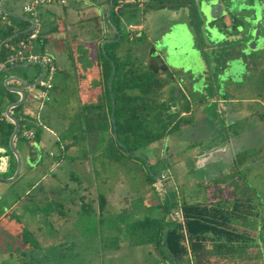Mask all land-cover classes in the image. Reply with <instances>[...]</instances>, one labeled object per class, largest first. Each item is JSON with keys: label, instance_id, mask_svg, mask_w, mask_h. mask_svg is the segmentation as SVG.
<instances>
[{"label": "rangeland", "instance_id": "obj_1", "mask_svg": "<svg viewBox=\"0 0 264 264\" xmlns=\"http://www.w3.org/2000/svg\"><path fill=\"white\" fill-rule=\"evenodd\" d=\"M127 1L132 2V0ZM137 1L140 2V0H133V2ZM164 1L168 2L170 0ZM192 1L195 3V0ZM241 1L246 4V6H242V17L249 14L251 8L254 7L261 11L263 24L259 26L256 23L255 27L256 33L260 30L264 33V0ZM129 8L130 6H127V10L124 12L128 13ZM243 9L248 11L243 12ZM116 11L117 9L114 8L110 17L107 15L106 19L110 24L113 23L112 18L115 19ZM145 18H147L149 27H152L150 29L151 35L157 38L163 30L158 26L159 17H151L147 14ZM238 21L239 19H237ZM126 22L125 26H128L130 22L136 21L133 15H128ZM125 26H122V29ZM158 31H161V33ZM132 34L135 33L133 32ZM121 45L123 48V44ZM149 45L150 43L146 39L145 34L129 42L127 45L128 49H124L126 53L124 59L112 57L116 61L118 70L114 89L111 78L108 86L111 95L113 93L114 98H117L115 100H117L118 107H120L121 102V90L117 84L118 78L129 81L133 78L135 70H142L139 72L141 76H138L139 79L136 80L141 81L144 86L149 83L150 74L141 66V61L146 58ZM172 46L177 47L178 44L175 43ZM199 47L195 48L193 39L188 36L180 40L178 51H171L169 58L171 62L172 58L181 62L183 61L182 58H177L187 53L193 56L192 58L197 63V71L205 74L204 82L206 81L207 84L203 86L204 91L201 97L197 98L195 96L193 100H204L201 112L206 113L208 117L203 123L209 125L210 121L215 120L212 134L216 135L211 138L206 137L211 133L204 132L202 134L200 132L203 136L201 140L202 143L204 142L203 146L207 149H212L214 146L222 144L220 141H229L231 129L228 128L227 121L231 117V109H247L249 111L248 117L240 119L238 123L242 133L234 134L240 135L239 143L244 145L247 150L257 152L254 156L255 159L250 158L247 160V153L238 160L240 164H244L243 169L237 168L226 174V177L223 178L224 180L226 179L225 182L217 180L216 178L219 176L210 172L216 168L208 172V170L196 164L191 156L185 154H189L188 149H181L183 147L181 141L190 140L188 133H182V131L181 133L179 131L178 133L170 132V129L172 128L173 130L174 128V125L172 127L173 119L167 120L162 115L164 109L157 111L154 104L148 105V103L152 102H146L147 104L143 106L145 110H141L143 109L142 105L138 107L135 102L132 103L129 97L132 96L131 93L136 91L126 89L132 86L131 82H126L125 87L123 86L124 84L122 86L123 91H125L126 118H130L129 123H132L134 127V130H130V133L136 134L130 135L127 131H123L121 128L118 129L116 121L119 123L121 120L119 112L114 113V117H112L114 110L113 95L111 122L109 124L106 121V128L100 129L104 121L101 112L98 110L99 108L88 107L84 97L82 103H80L78 98L76 105L75 94L77 92L78 96V90L72 91L63 87L60 84L62 74L59 71L56 85L59 81L61 88L58 89V94H55V100L46 102L48 106L50 105L49 108L46 106L41 109L40 101L33 95L32 98L30 97L31 99L27 98L26 103L19 109H24L27 119L31 116L38 118V116L43 117V113L45 115V112L47 113L51 106L56 104L58 106L56 110L54 109L56 121L59 122V125L63 124L69 127V129L66 128V131H62L54 125L59 129H57L56 136L62 139V144L68 145L67 150H70L72 140L76 141L79 146L76 148L78 153L73 157L70 154H65L64 157L68 158V160L60 168L56 169V175L51 176V180L45 183L46 189L51 193L48 194L46 192L45 196H43L45 202L40 206V210L43 213L47 211L51 213L55 208L54 206H56L55 214L51 218L48 215L47 218L42 219L46 225V227L44 226L45 233H47V235H44L46 244H43L45 242L39 243L38 233L32 231L30 228L32 226L28 224L26 216L22 215L24 212L21 207H24V204L29 206L36 205L35 202L32 203L27 200L20 205L19 210L15 209L9 213L0 223V264H155L158 260V254L153 245L135 243L137 238H135L134 234L137 232L135 233L132 230L135 223L147 217H160L163 215L164 208H159L158 204H166L167 197L163 191L156 190L155 185L152 186L151 183L158 181L155 174L161 175L162 170L168 167L166 160L170 159V154H173L174 160L179 161L176 162L178 163L177 165L173 162L171 172H173L174 178L178 183V192L182 201H187L188 203L201 202L207 196V201L213 202L218 199L236 197L241 199V201L242 199L245 200L246 205L252 209L251 215L247 213L239 215L248 216L249 218L241 221L248 222L250 225L247 224L245 226L244 223H235L234 225L237 226V230L244 231L247 235L254 238V242L250 241L254 244H251L252 246L250 245L243 252L236 251L235 257L229 260L215 263H255L258 249L256 239L264 248V242L260 239L262 235L264 236V226L262 227L264 224V48L260 46L257 50L248 52L251 55L249 59L258 58L257 62L252 60L249 66L251 69L255 67V72L248 70V65L243 66L241 76L234 80L236 82L234 85L220 74L228 60L229 50L222 49L219 51L206 46L202 47V45ZM228 48L230 49V47ZM133 51H138L134 54H141L139 60L131 58ZM112 63L114 64V61ZM138 63V67H135ZM5 66L11 67V65ZM15 69L0 70L2 72V75H0V89L3 95L8 92V88L5 86V79L3 86L1 85L2 78L7 75L8 71ZM174 71L178 74V71ZM73 77L76 76L74 75ZM51 92H54L53 89L49 91V94ZM4 99L0 97L1 108L5 105ZM139 99L143 102L147 101V98L141 97ZM218 99L223 100L219 101ZM192 106L196 109L200 108L194 102H192ZM90 109L93 115L95 111L100 113L99 118L96 120L99 125V128H96L98 133H94L91 130L90 116L87 114ZM196 109L193 110L195 116L197 115ZM245 113L246 115L248 114L246 110ZM245 113H242V116ZM45 116L47 117V115ZM190 118L193 119L194 117L190 116ZM36 124H31V126L37 128ZM81 125L84 128L83 133L77 130ZM87 128H90L89 133ZM206 129L207 127L203 125V131ZM234 129L233 132H235ZM128 135L136 137L135 141L132 139L129 141ZM21 136L19 134L17 139V141L19 140V146L25 144ZM53 136L56 137L55 135ZM171 136L181 141H178L177 147L171 148L172 151L169 154L168 150L166 152V148L167 145H171ZM217 141L219 143L215 145L213 142ZM133 145L136 148H133ZM128 146L132 151L135 150L134 153H131ZM53 150L62 152L61 143H58V145L54 144ZM8 152L12 159L16 157L10 148ZM157 159H159V164H157ZM45 160L47 161L48 159ZM216 163L218 168L222 166L220 160H217ZM234 177L240 179L237 180ZM55 180H61L64 184L54 186L52 184ZM209 181L214 183H209ZM217 182L224 184L215 186ZM52 187L54 191H51ZM256 203L258 208L253 209L250 204ZM165 209H167V205ZM177 216L180 215L177 214ZM65 225L66 227H64ZM57 238L60 240L63 238L64 241H58L56 240ZM59 242L64 243L59 245ZM129 242L134 243L129 245ZM11 251H16V254H11ZM232 260L235 261L231 262Z\"/></svg>", "mask_w": 264, "mask_h": 264}, {"label": "crops", "instance_id": "obj_2", "mask_svg": "<svg viewBox=\"0 0 264 264\" xmlns=\"http://www.w3.org/2000/svg\"><path fill=\"white\" fill-rule=\"evenodd\" d=\"M27 1L28 0H6L4 8L14 14L31 17L24 10ZM112 1L114 6L111 9V14L114 8L117 9L114 17L115 19L112 18V24L116 28H114L106 19ZM189 3L192 4L193 1L170 0L166 2L164 0H140V2H133L132 0V2H128L127 0H66L63 3L61 0H56L51 4L39 7L37 19L39 20L38 29L40 33L38 39L33 45L32 52L46 53L54 56L59 67L54 81V87L52 88L54 92H51L49 102L55 100V94H58V89L61 88V86H59V81L56 85L57 75L60 71L62 74L60 84L72 91L78 90V96L77 92L75 94L77 96H75V104L77 105L78 98L80 103H82L84 97V101H87L88 107H98L104 121L100 129H105L106 121L110 124L112 114V95L108 86L110 78L112 80L113 77V70L111 71V65L113 62L112 57L114 56L124 59L126 56L124 49L127 48L129 42L146 34V39L150 43L147 48L146 61H151L154 64V69H151L148 72L155 73L156 75L153 77L152 82L147 84L148 87L147 85L144 86L141 81L134 82L132 86L126 89L135 90L136 92L131 93V97H129V95L127 96L131 99L132 103L135 102V105L138 107H141V105L143 107L148 102H152L148 103V105L151 106L154 104L157 111L164 109L162 115L165 116L167 120L173 119L172 127L174 125V132L178 133L179 131L181 133L182 131V133H198L197 128L199 126H195V121L193 120H186V117L190 116V114H194L193 110L196 108L192 106V102H194L195 105L200 106L199 109H196V120L198 121L200 117H204V113L201 112L204 100H193L195 96L199 98L201 95L198 96L189 92L187 86H185L183 82H180L179 78L175 76L176 73L167 63L164 53L156 51L155 40L158 38H154V36L151 35L150 29H152V27H149L147 18H145V15L147 14L151 17H159L160 21L158 18V26L161 27V30L163 29L162 32H166L171 24L185 20L189 16ZM127 6H130L128 9L129 12L125 13L124 11L127 10ZM128 15H133L136 22H130L128 26H125ZM13 19H16V22ZM12 24L16 26L15 34L8 39H4L5 41L12 40L17 37V33L31 26V23L26 19L10 17L7 15L3 16L0 13V38L3 39V33L9 31ZM122 26H125L124 29H122ZM133 32L135 34H132ZM158 32L161 33V31ZM29 33L30 32L25 34ZM16 43L17 41L13 42L11 45L14 47ZM37 43L38 45L36 46ZM121 44H123V48ZM7 50L6 54H4L5 58L3 62L0 61L2 65V67H0L1 71L6 70L3 66L7 65L5 63L8 54ZM135 52L138 51H133L131 58L133 57L139 60L141 54H134ZM250 62L251 58L247 59L248 66H250ZM138 65L139 63L135 65V67H138ZM253 68H250V70L255 72V67ZM42 70L43 68L41 65L16 67L15 70L8 71L7 75L3 76L1 85L3 86L4 79L6 80L10 76L20 77L29 83V85H25L17 78H14V80L10 82V85L14 88L24 89L27 92V98H32L33 95H36L39 89L38 84L32 89V83L35 82ZM140 71L135 70L133 73L134 76L137 78L139 75L141 76L139 73ZM0 75H2V72H0ZM74 75L76 77H73ZM235 84L236 83H234V85ZM121 86L122 84H120L119 88L121 90L120 107L123 110L122 113H120V122H126L128 118H126L127 110L124 101L125 91H123V86L125 87L126 84L122 87ZM7 90L8 92L3 95V92L0 89V97L5 98V105L2 104L3 107H0V174L6 178H11L17 169V159L16 157L12 159L8 152L10 148L8 133L11 131V124L14 125V123L6 115V109L10 103L20 99V94L11 91L10 89ZM151 94H153V97H151ZM145 95H149V98ZM141 97L148 99L143 102L139 99ZM218 100L222 101L223 99ZM46 106L49 108L50 105L48 106L46 104ZM56 108H58L56 104L52 105L50 110L47 113L45 112L47 117L43 113V117L40 118L43 123L42 125L40 124V120L34 116L27 119L23 108L19 110H16L18 109L16 108L13 110V114L20 120V122L23 118L26 121V126L24 125L23 130L33 129L35 131V136L32 140H29L22 135L21 137L23 141H25L24 145L21 144L22 146H19V140H16V146L24 158V166L21 174L13 181L0 179V223L9 213L15 209L19 210L20 205L25 203V201L30 200L32 203L35 202V206L24 204V207H21V210H23L24 214L22 215L26 216L28 224L32 226L30 227L32 231L38 233L40 244L45 242L44 235H47V233H45L46 230L44 229L46 225L42 219L47 218L48 215L50 216L49 218H51L56 211V206H54L55 208L52 210V214L48 213V211L45 212V214L40 210V206L45 202L43 196H45L46 192L48 194L51 193L46 189L45 183L48 180H51V176L56 175V169L60 168L65 161L68 160L64 155L70 154L71 157L75 156L78 153L76 148L79 147L76 141L72 140L69 148L70 150H67L68 145L62 144V139L56 136L58 128L62 131H66V128L69 129V127H66L63 124L59 125V122L56 121V114H54V109L56 110ZM57 110L59 111V109ZM141 110H145V108L143 107ZM245 110L248 112L247 115ZM90 111L91 109L87 111V114L90 116L89 122L92 125L91 130L94 133H98L96 128H99V125L96 120L99 118L100 113L95 111L93 115ZM136 112L138 111L136 110ZM230 112L231 117L227 122L229 125L228 128L233 132L234 127L231 123H236L238 125L240 119L248 117L249 111L247 109L238 110L232 108ZM242 113L245 114L242 116ZM182 115L185 116V118L182 117ZM178 122H181L182 124L176 129L175 124L177 125ZM31 124H36L38 127L35 128L34 126H31ZM239 128V126L235 127V133H242ZM77 130H80L81 133L84 132L82 125L79 126ZM87 131L89 133L90 128H87ZM166 131H168V129H166ZM233 134L234 133H232V135ZM178 141L181 140H176V137L171 136V145H167L166 152L169 150L168 147L171 148L172 145L178 144ZM236 142L237 141L234 140L235 144ZM58 143H61L62 152H55L53 150V145H58ZM181 143L183 147H186L190 142L182 140ZM45 159L48 160L46 161ZM58 184L64 183L61 180H55L52 185L57 186ZM53 189L54 188L52 187L51 191H54ZM55 189L57 190V188ZM36 190L38 191L34 193ZM56 240L61 241L58 238ZM59 243L60 245L62 244L61 242ZM16 251H11V254H16Z\"/></svg>", "mask_w": 264, "mask_h": 264}, {"label": "water", "instance_id": "obj_3", "mask_svg": "<svg viewBox=\"0 0 264 264\" xmlns=\"http://www.w3.org/2000/svg\"><path fill=\"white\" fill-rule=\"evenodd\" d=\"M5 1L6 0H0L1 15L23 18L31 23V26L29 28L20 31L16 36L31 32L36 27H38V19L25 15L14 14L7 11L4 8ZM243 5L246 6L245 2L241 0H195V3H189L190 14L185 20L174 22L166 32H162L159 36H157L158 39L155 40L156 51L164 53L167 63L170 64L174 70L180 73H187V76H190L189 78L191 82L190 87L192 94L202 95V92L204 91L203 86H206L207 84L206 81L204 82L205 74L197 71V63L192 58L193 56H190L186 53L185 55L179 56L178 58L176 57L177 59L182 58L183 61L179 62L178 60L172 58L171 62V59L169 58L170 52L178 51L180 40H183L188 36L193 39L195 48H200L199 46L202 45V47L206 46L219 51H221L222 49H228V60L226 61L225 66L223 67V70L220 74L223 75L226 80L234 82V80L241 76V71H243L242 67L247 65V59H249V57L251 56L248 54V52H252L251 50H257L260 46L264 48V33H262L263 31L261 30L256 33L255 27L256 23L259 24V26L263 24V17L260 13L261 11L257 7H254L251 8L249 14H246L242 17ZM113 6L114 3L112 1L108 10L109 17ZM247 11L248 10L243 9V12ZM237 19H239L238 22ZM175 43L178 44L177 47L172 46ZM2 46L3 45H0V50ZM251 46L254 48H252ZM228 47H230V49ZM31 65H41V67L43 68L38 78L34 83H32V89H34V87L38 84L39 80L44 75L45 66L43 63L25 62L16 66L3 67L4 69H13L16 67H29ZM0 67H2L1 63ZM115 72L116 67L114 66L112 80L114 78ZM175 76H177L181 82L186 81V77L184 76V74H176ZM14 78H17L25 85H29V83L17 76H10L5 80V86L8 89L20 94V99L10 103L6 109V115L13 121L15 125L14 130L10 136L9 146L11 151L16 156L17 169L15 174L11 178H6L0 174V179L5 181L15 180L21 174L24 166V158L22 157L19 149L16 146V140L21 130V122L13 114V110L23 106L24 103H26L27 92L22 88H14L10 85V82L13 81ZM230 145L231 144L229 143V141H224L222 144L213 148V150L224 146L225 150L229 152V154L230 150L233 151L234 149V152H232V154L235 155L238 151V146L237 144L231 146ZM168 229L169 228L165 229L163 242H165V236Z\"/></svg>", "mask_w": 264, "mask_h": 264}, {"label": "trees", "instance_id": "obj_4", "mask_svg": "<svg viewBox=\"0 0 264 264\" xmlns=\"http://www.w3.org/2000/svg\"><path fill=\"white\" fill-rule=\"evenodd\" d=\"M13 20L16 22V19ZM15 28L16 26L12 24L10 30L3 33V40L14 35L16 31ZM27 35L28 34L19 35L8 42L12 44L13 42L18 41ZM6 50L7 48L4 45L0 54L1 62H3L5 58L4 54H6ZM113 61L114 64L112 63L111 65V71L113 70V66L116 64L114 58ZM117 70L116 64V74L113 80V89L115 79L117 77ZM149 74L150 77L148 82H152V79L156 74L151 72H149ZM136 79L138 80V78L134 77V75L129 81H125L123 78H118V88H120V84H125L126 82H131V84H134V82L137 81ZM122 110L123 109L121 107L116 105L115 114L117 112H119V114L122 113ZM129 121L130 118H128L126 122L117 123L116 121L118 129L121 128L123 131H127V133H130V130L133 131V124L129 123ZM25 122L26 121L24 118L21 119V130L19 132L21 135H23L22 133L24 131L23 128ZM13 130L14 125L11 124V131L8 133L9 138ZM134 134L136 133H130V135ZM130 135H128V140L130 141L132 139L135 141L136 137ZM133 146V148H136L135 145ZM128 149L132 153L135 151H132L129 146ZM257 203L250 205L253 209L258 208ZM166 205V213H168L170 211L169 201L166 203ZM174 207H177V202L174 203ZM180 210L183 215V219L178 223L175 219L168 221L165 214L162 218L147 217L144 220L135 223L133 226L132 231L135 233L137 232L134 234L135 238H137V244L141 245L147 243L154 246L159 258L155 264H216L215 262L229 260L230 258L235 257L236 251L243 252L248 249L251 244H254L250 242H254V238H252L250 235H247V233L244 231L237 230V226L234 225L235 223H244L245 226L247 224L250 225L248 222L241 221L242 219L249 218L248 216H239L240 214L244 215V213H247L248 215H251L252 213V209L246 205L245 200L243 199L242 201L241 199L235 200L232 207L228 208H225L223 204H220V202L214 206H212L210 203H183L180 206ZM168 226H170V228L166 233L165 242H163L164 231ZM263 226L264 224L262 227ZM260 239L264 242L263 235ZM256 241V246L258 248L256 256L257 260L253 264H264V248L260 245V243H258L257 239ZM234 261L232 260L231 262Z\"/></svg>", "mask_w": 264, "mask_h": 264}, {"label": "flooded vegetation", "instance_id": "obj_5", "mask_svg": "<svg viewBox=\"0 0 264 264\" xmlns=\"http://www.w3.org/2000/svg\"><path fill=\"white\" fill-rule=\"evenodd\" d=\"M252 60H253V62H257L258 61V58H253V59L251 58V61ZM153 65H154L153 62L146 61V58L143 61H141V66L145 70H147V71H149L151 69H154L153 68ZM248 69L250 70V67L249 66H248ZM115 74H116V72H115ZM178 74H184V76L186 77V81L183 82V84L185 86H187V89H188L189 92H192L191 91V87H190V85H191L190 78H189V76H187V73H183V72L180 73V72H178ZM234 83H236V82H232V84H234ZM112 95H113V100L115 101V109H116V100H115L116 97L114 98V94L113 93H112ZM200 95L201 94H198V96H200ZM145 96H147L149 98V95H145ZM151 97H153V94H151ZM114 113H115V110H114ZM180 114H182V113H180ZM203 115H205V116L204 117H200L198 119V121L196 120L195 114H193V115L190 114V116H193L194 117L193 119H191L190 116L187 115L188 117H186V120H188V121H192L193 120V121H195V126H199L197 128L198 133H188V136H189L190 140L187 141V142H190V143L186 147H182L181 149H184V150L185 149H188L189 150V154H187V153H185V154L188 155V156H191L192 159L194 160V162L196 164H198L202 168L208 170V172H209V170H212V169L216 168L215 170L210 171L211 174H216V176H219L218 178H216L217 180L219 179V180H223V182H225L226 179L224 180L223 178L226 177V174L230 173L233 170H236L237 168L243 169L244 164H240V162L238 161V160H240V158H242L244 155H246L248 153L247 160H249L250 158L251 159L252 158L255 159L254 156L256 155L257 152L249 151V150H247L244 147V145L240 144L239 143V141H240V135L239 136L238 135H235V134H237L235 132H233V133H235L233 135H232V132H231L230 140H229V143L231 145H235L233 143L234 140L237 141L236 144L238 146V151H237V153L235 155L232 154V152H234V149H233V151L230 150V154H229V152H227L225 150V147L224 146L219 147L218 149H215V150H213V148H215L216 146H214L212 149L211 148H209V149L205 148L203 146L204 145V142L202 143V141H201L203 136L200 134V132H202V134L204 132L211 133L209 136H206V137H211V138H213V136L216 135V134H214V135L212 134V132L214 130V127H215V120L214 121H210V124L209 125H206L203 122L208 117V115L205 114V113ZM112 117H114L113 114H112ZM182 117L185 118V116H183V115H182ZM181 124H182L181 122H178L177 125H176L177 127H175V128L177 129ZM203 125L207 127V129L205 131H203ZM231 125L234 128L238 126L236 123H231ZM174 131H175L174 129L173 130H172V128L170 129V132H174ZM232 138H234V139H232ZM221 142L223 143L224 140L223 141H220V143ZM213 143L215 145H217L216 143H219V142L217 141V142H213ZM173 147L174 148L177 147V144H174V145L171 146V148H173ZM168 148H169L168 151H169V154H170L172 150H171L170 147H168ZM193 154H195V155H193ZM170 156H171V157H169L170 159L169 160L168 159L166 160V162L168 164V167H166L164 170H162L163 172L161 173V175H156L155 174V177H157L158 181L157 182L156 181L155 182H152L151 184H152V186L155 185L154 187H155L156 190L163 191L165 193V195L167 197V202L169 201V205H170V207H169L170 208V211L168 213H166V209H165L166 208V204H160V203L158 204L159 208L160 207H163L164 208L163 209V215L160 216L159 218H162L166 214V219L168 221L169 220H172V219H175L177 221V223H178L180 220L183 219V215L181 213L180 206L183 203H188V202L181 200V196H180V194L178 192L179 191L178 183L176 182V180L174 178L173 172H171L172 171L171 168H172L173 164L176 163V162H179V161L178 160H174L173 154H170ZM158 160L159 159H157V164H159ZM217 160H220V162H221L220 164H222V166H219V168L216 166V164H217L216 161ZM177 164L178 163H176L175 165H177ZM234 178L237 179V177H234ZM238 179H240V178H238ZM210 182L212 184L214 183L213 181H209V183ZM223 184L224 183H218L217 182V183H215V186H219V185L221 186ZM246 186L248 187V185H246ZM235 200H238V199L236 197H233L232 199H218L216 201L211 202V201H207V196H206L205 200H203L201 202L200 201L199 202L197 201L195 203H200V204H208V203H210L212 206H214V205H216L217 203L220 202V204H223L225 208H228V207H232V205L235 202ZM176 202H177V207H174V203H176ZM177 214H179L180 216H177ZM64 227H66V225ZM166 228H170V226H168ZM61 241H64V239L61 238ZM61 243L63 244L64 242H61ZM133 243L134 242H129L128 244L129 245H132ZM43 244H46V242L43 243ZM58 244L60 245V243H58ZM119 248H121V246H119ZM153 248H154V246H153ZM158 260H159V258H158Z\"/></svg>", "mask_w": 264, "mask_h": 264}, {"label": "built area", "instance_id": "obj_6", "mask_svg": "<svg viewBox=\"0 0 264 264\" xmlns=\"http://www.w3.org/2000/svg\"><path fill=\"white\" fill-rule=\"evenodd\" d=\"M54 1L56 0H28L25 3L24 10L32 18L37 19L38 8L43 5L51 4ZM61 1L64 3L66 0ZM39 33L40 31L38 27H36L27 36L18 40L14 47L8 41H4L2 38H0V45H5L8 49V54L5 59V63L7 65L12 66L25 62H41L44 64L45 72L43 77L38 82L39 89L35 95V97L41 103V109H44L47 104L46 102L51 98L49 91L54 87L58 64L55 57L50 54L32 52L33 45L38 39ZM40 118L41 117L38 116L39 120ZM40 124H43L41 120ZM23 135L27 139L32 140L35 136V131L33 129H24Z\"/></svg>", "mask_w": 264, "mask_h": 264}]
</instances>
